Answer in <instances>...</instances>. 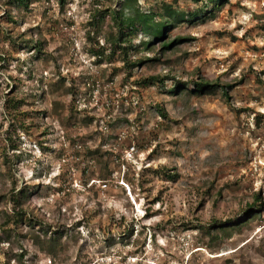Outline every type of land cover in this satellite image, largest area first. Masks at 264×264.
Masks as SVG:
<instances>
[{
    "label": "rangeland",
    "instance_id": "1",
    "mask_svg": "<svg viewBox=\"0 0 264 264\" xmlns=\"http://www.w3.org/2000/svg\"><path fill=\"white\" fill-rule=\"evenodd\" d=\"M140 2L185 13L202 4ZM5 7L0 0V53L9 59L0 65V216L13 213L5 193L30 186L24 208L36 226L10 224L0 264H264V0H226L205 21L178 23L164 41L183 39L133 53L134 62L159 58L134 67L109 45L103 57L92 51L109 23L90 35L91 0L17 10L16 43L1 33ZM39 39L41 53L30 48ZM202 79L221 87L170 91ZM10 96H25L18 120ZM250 208L256 215L231 237L198 228ZM39 224L68 231L63 245L49 251Z\"/></svg>",
    "mask_w": 264,
    "mask_h": 264
},
{
    "label": "trees",
    "instance_id": "2",
    "mask_svg": "<svg viewBox=\"0 0 264 264\" xmlns=\"http://www.w3.org/2000/svg\"><path fill=\"white\" fill-rule=\"evenodd\" d=\"M37 0H1L2 5L5 7V13L1 16L6 24V27L1 32L3 34H10L9 39H13V37H17L19 28L16 26L19 24V20L17 19L16 11L19 9H28L32 4ZM94 2V10L92 12V17L89 22V25L92 27L93 34H98L102 31L105 23H109V30L105 34V43L98 50H92L96 55L103 57L105 55V51L107 46H111L112 55L116 54L118 50L124 52L128 58L127 63L129 62V66H139L148 61H157L158 57L155 58H138L135 60H130L131 55L133 53H139L143 50H150L153 45H155L157 40L163 41L161 46L162 51L170 49L173 46V43L176 41L182 40L183 38H178L174 41H164L167 38V34L171 27L177 25L181 22H190L196 23L198 21H205L207 18H211L215 15V7H220L221 4L226 0H194L198 3H202L201 6L198 7L193 12H181L179 10L174 9L172 6L168 4H164L162 8L156 6L153 10L144 9L141 0H91ZM117 4L116 8H113V2ZM206 1V2H204ZM69 2V0H58L59 5L64 8L65 5ZM2 30V29H0ZM20 35V34H18ZM142 36V39L139 42H136V39ZM14 43H16L15 40ZM34 47V51L42 52L44 48V41L39 39L36 41L34 45L30 48ZM9 61L8 57L5 54L0 53V65L4 68L6 67L7 62ZM161 77L158 76H150L147 78H143V81L140 84L145 86L152 85L156 82L157 79L161 81ZM165 78V77H164ZM189 83L184 81H177L175 86L170 90L172 93L182 92L183 90H188V92L195 94L197 96H202L206 94H215L217 92V88L221 87L219 83H211L205 81L204 79L196 81L193 83V88L188 89ZM223 87V86H222ZM20 87L16 88L15 92H18ZM224 90V88H223ZM224 95L228 96L229 92L226 90L223 91ZM26 103L25 96H10L6 101V107L8 110H11L12 119H19V115L26 113L25 111H20L21 107H23ZM162 115H166L163 109H161ZM24 126L22 123L17 124V128H22ZM12 140V137H10ZM15 143V141L13 142ZM15 145V144H14ZM13 150L16 151V146H13ZM6 155V154H5ZM20 156V155H19ZM10 156L7 154L5 156V164L10 166ZM20 158V157H19ZM21 161V160H20ZM19 161V162H20ZM18 162V163H19ZM164 175L166 179L175 181L180 177L178 172H170L165 170ZM16 184V183H15ZM15 189V190H14ZM34 193L33 188L24 187L19 191H16V188H12L8 190L5 194V197L9 198L13 202V213L6 211V216L4 217V221L2 223V216H0V223L3 230V234H0V240L5 241L6 239H11L13 233V227H10L11 223H15L18 225L22 221L26 219V211L24 205L30 199L31 195ZM7 194H11L9 197ZM253 208H250V211L246 213L244 216L240 218H230L225 221H220L213 225H201L198 228L202 230H206V233L211 234V229L214 228L218 230V234L216 235H225L227 237H231L232 233L236 229H241L243 225L247 224L253 215ZM26 222L32 227L35 228L36 222H32L29 219ZM39 228V232L44 235L45 242L48 244V250L53 252L58 247H61L62 240L65 236L68 235V231L61 230L55 231L52 230L51 227L45 226L43 224ZM5 234V235H4ZM15 235H17L15 233ZM38 239H41V236H38ZM39 240V241H40ZM40 243V242H39ZM41 245V244H39ZM46 249V248H45Z\"/></svg>",
    "mask_w": 264,
    "mask_h": 264
}]
</instances>
